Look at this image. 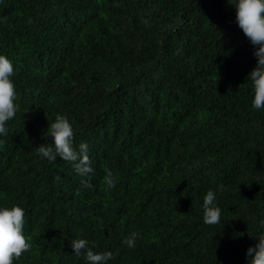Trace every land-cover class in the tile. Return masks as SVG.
<instances>
[{
	"label": "trees",
	"instance_id": "trees-1",
	"mask_svg": "<svg viewBox=\"0 0 264 264\" xmlns=\"http://www.w3.org/2000/svg\"><path fill=\"white\" fill-rule=\"evenodd\" d=\"M231 2L0 0L19 106L0 135V209H24L31 243L14 264H87L76 238L112 251L107 264H249L264 235V109ZM58 114L89 146L91 188L37 152Z\"/></svg>",
	"mask_w": 264,
	"mask_h": 264
},
{
	"label": "clouds",
	"instance_id": "clouds-1",
	"mask_svg": "<svg viewBox=\"0 0 264 264\" xmlns=\"http://www.w3.org/2000/svg\"><path fill=\"white\" fill-rule=\"evenodd\" d=\"M230 3L231 0H229ZM237 10L236 21L239 28L252 45L256 46L254 56L257 57L256 67L248 74L253 82L254 99L252 107L256 110L264 109V0H237L234 4ZM15 74L12 60L0 55V135L9 132L6 126L15 118L18 111L17 92L11 77ZM51 137L52 143L41 144L37 152L41 158L55 162L57 158L70 163L82 178L85 187H93L91 174L94 173L92 161L89 157V146L80 143L74 147L75 132L69 119L64 115H57L54 122H50L45 132ZM103 183L108 191L116 186L113 172L105 168ZM216 194L209 190L203 198V220L205 224L216 225L221 220V209L216 206ZM25 211L20 206L0 209V264H14L25 252L31 250L29 238L24 233ZM138 233L132 232L123 243L129 248L135 247ZM73 253L83 257L87 264H107L114 258L112 251L96 252L89 241L76 238L71 241ZM249 264H264V235L258 238V243L247 249Z\"/></svg>",
	"mask_w": 264,
	"mask_h": 264
}]
</instances>
